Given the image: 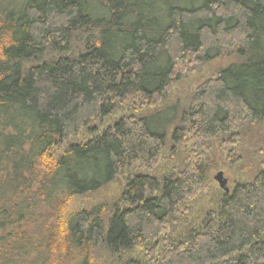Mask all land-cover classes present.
<instances>
[{"label": "trees", "instance_id": "16d2710c", "mask_svg": "<svg viewBox=\"0 0 264 264\" xmlns=\"http://www.w3.org/2000/svg\"><path fill=\"white\" fill-rule=\"evenodd\" d=\"M249 125H264V0H0V264H264V162L193 223L204 153L151 175L168 140L236 149ZM135 167L115 199L68 212Z\"/></svg>", "mask_w": 264, "mask_h": 264}, {"label": "rangeland", "instance_id": "374dc122", "mask_svg": "<svg viewBox=\"0 0 264 264\" xmlns=\"http://www.w3.org/2000/svg\"><path fill=\"white\" fill-rule=\"evenodd\" d=\"M232 61V59L221 57L219 60L206 65L201 69L200 67L199 69L197 68V70L194 71L195 73L185 74L180 83L175 86L172 95L168 97L166 105H173L177 102L184 104L185 100L190 98L192 93L203 82L212 77V75L219 69L226 67ZM123 115H127V112H119L109 119L97 122L95 126L99 125L100 127L98 132L103 130V128L109 127ZM81 137L82 139H80V141H85L90 138L86 133H83ZM238 139V149L233 148L231 145L226 146L225 144L227 143V140L223 139L221 143L214 142L199 147L190 144L188 147L176 149L173 152L171 150L172 144L168 140L165 154L163 155L164 159L161 161V164L157 169L158 171L153 172L151 175L160 178L163 175L167 176L171 173H176L179 170L184 169L187 161H189V157H191V154L194 151L204 153L206 160L212 166V170L209 172L211 188L204 196L199 197L196 201L197 203L195 202L196 204L191 208L192 214L188 218L189 223H193V217L199 218L201 211L211 208L210 205L213 202L216 192L221 191L217 183L214 181V177L218 173H222V179L226 182V188L228 191H231L236 183L251 181L254 174H256L259 163L264 162V125L261 127L256 125L247 126L241 133H239ZM230 143L231 142H229V144ZM230 149L237 158L233 164H231L228 159ZM201 153L200 155H203ZM139 174H146L145 170L135 167L125 171L122 175L116 176L113 183L107 186L104 190L100 191L98 194L89 197L71 199L68 205V212L75 213L82 209H89L95 204L115 199L125 188V180Z\"/></svg>", "mask_w": 264, "mask_h": 264}, {"label": "water", "instance_id": "95a60500", "mask_svg": "<svg viewBox=\"0 0 264 264\" xmlns=\"http://www.w3.org/2000/svg\"><path fill=\"white\" fill-rule=\"evenodd\" d=\"M214 181L217 183L218 187L223 190L225 193H228V189L226 188V182L222 179V173H218L214 177Z\"/></svg>", "mask_w": 264, "mask_h": 264}]
</instances>
